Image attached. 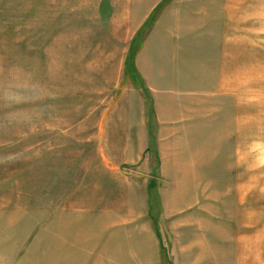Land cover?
I'll use <instances>...</instances> for the list:
<instances>
[{"label": "rangeland", "instance_id": "rangeland-1", "mask_svg": "<svg viewBox=\"0 0 264 264\" xmlns=\"http://www.w3.org/2000/svg\"><path fill=\"white\" fill-rule=\"evenodd\" d=\"M155 2L0 0V264H264V0Z\"/></svg>", "mask_w": 264, "mask_h": 264}, {"label": "crops", "instance_id": "crops-1", "mask_svg": "<svg viewBox=\"0 0 264 264\" xmlns=\"http://www.w3.org/2000/svg\"><path fill=\"white\" fill-rule=\"evenodd\" d=\"M155 4L153 5L152 7V10L155 9V7L159 4H161L162 0H155ZM164 1V0H163ZM171 1L170 5H169V10H161V14L164 16V15H168L171 17V24L169 27L170 28V31H174V28L173 26H177V25H180L176 22V20L179 21L180 23V20L177 19V18H181L180 14L183 13L185 14L187 9L186 8H189L191 5L193 6L192 9H191V14L192 15H195L196 13L198 14H201L202 16L203 15H207V14H204V13H201L203 11H206V13H208L207 11L210 10V8L213 7L214 5V1L215 0H169ZM191 4V5H189ZM159 7V6H158ZM199 16V15H198ZM210 17V19H215V15L214 13H208V15ZM200 17V16H199ZM210 19L206 20L205 21V24H208V22L210 21ZM201 21H204V20H201ZM185 24V23H184ZM152 62L154 61L151 57L149 58ZM155 63V62H153ZM171 81H176V80H172V79H169L167 80L166 82V87L168 89H172L171 87ZM159 94V92H157V95Z\"/></svg>", "mask_w": 264, "mask_h": 264}]
</instances>
